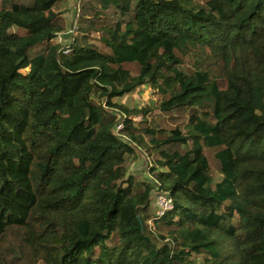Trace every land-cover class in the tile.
Masks as SVG:
<instances>
[{
  "label": "trees",
  "instance_id": "trees-1",
  "mask_svg": "<svg viewBox=\"0 0 264 264\" xmlns=\"http://www.w3.org/2000/svg\"><path fill=\"white\" fill-rule=\"evenodd\" d=\"M31 1L0 5V264H264V0H75L100 47ZM142 87L186 130L113 102Z\"/></svg>",
  "mask_w": 264,
  "mask_h": 264
},
{
  "label": "rangeland",
  "instance_id": "rangeland-1",
  "mask_svg": "<svg viewBox=\"0 0 264 264\" xmlns=\"http://www.w3.org/2000/svg\"><path fill=\"white\" fill-rule=\"evenodd\" d=\"M19 2L25 5H31V0H1L0 5L1 8H6L8 3ZM76 1L75 0H64L62 3H58L54 6V12L57 15V19L59 20L60 25L64 30L70 28L74 20L78 21L79 19L76 17ZM86 1H83L85 3ZM88 2V1H87ZM86 2V3H87ZM182 6L187 8L188 10H193V5L190 3L181 2ZM108 13V12H107ZM80 27H86L87 22H79ZM15 28H11L10 32H16ZM87 36H82L81 34H76L75 38L79 41L81 45H93L95 47H100V33L96 30H91V32L86 33ZM83 38V39H82ZM101 50V49H100ZM23 74L27 73L26 71L22 72ZM98 95V94H97ZM97 95H93V100ZM159 100L158 95H156L152 90L146 87L139 88L137 91L133 92L130 95H126L122 98L113 99L114 103H120L128 107L129 109H142L147 107L150 111V114L147 116L149 121L153 120L156 122L160 128L165 129L167 132L171 129H174L176 126L182 128L184 131V125L189 123L190 113L189 111L184 110H176L169 114H161L157 109V101ZM117 112L112 110L110 111V117L115 116ZM141 116H133V122L135 125L140 121ZM115 130V129H114ZM213 153L215 150L211 152H207L209 165L212 170V185L218 182L221 179V174L219 172L217 166V160L213 157ZM151 160L146 157V155L141 152V150H136V153L133 156L127 157L126 168L128 175H134L140 181H150L149 178V167L151 166ZM155 211V199L154 196L151 198L150 209L148 214H152ZM152 215L147 221L148 227L153 229L152 225Z\"/></svg>",
  "mask_w": 264,
  "mask_h": 264
},
{
  "label": "built area",
  "instance_id": "built-area-1",
  "mask_svg": "<svg viewBox=\"0 0 264 264\" xmlns=\"http://www.w3.org/2000/svg\"><path fill=\"white\" fill-rule=\"evenodd\" d=\"M77 34V26L75 23L67 29L63 33H59L56 36V42L57 43H62L65 41L64 36H71L72 38ZM67 51H65L66 53ZM122 129V124H118L115 127V131L119 133V131ZM159 192V191H158ZM155 193L156 197L155 199V211L154 214L157 218H161L165 212L170 211L173 207V203L171 198L169 197L167 192H160V193Z\"/></svg>",
  "mask_w": 264,
  "mask_h": 264
},
{
  "label": "water",
  "instance_id": "water-1",
  "mask_svg": "<svg viewBox=\"0 0 264 264\" xmlns=\"http://www.w3.org/2000/svg\"><path fill=\"white\" fill-rule=\"evenodd\" d=\"M136 218H137V219H139V217H138V216H137ZM139 224H140V226H141V222H140V221H139Z\"/></svg>",
  "mask_w": 264,
  "mask_h": 264
}]
</instances>
